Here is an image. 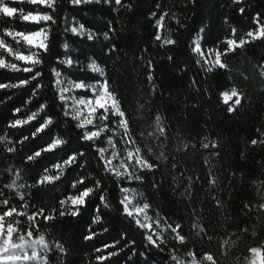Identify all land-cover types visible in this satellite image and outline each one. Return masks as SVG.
<instances>
[{
    "label": "trees",
    "instance_id": "1",
    "mask_svg": "<svg viewBox=\"0 0 264 264\" xmlns=\"http://www.w3.org/2000/svg\"><path fill=\"white\" fill-rule=\"evenodd\" d=\"M9 7L25 12H50L56 21L37 25L22 21L19 14L11 18L0 14V35L6 27L22 32H34L41 27L50 30L49 52L31 49L40 51L44 61L38 66L43 73L38 83L48 85L49 76L53 81L56 79L50 68L60 71L62 78L67 79L84 73L85 66L93 60L104 68L130 122L137 125L133 133L137 144L153 149L150 162L156 165L152 170L137 171L142 182L125 181L122 186L135 189L138 201L142 193L152 205L149 213L155 218L159 216L161 223L166 225L161 233L163 242L157 239L161 248H157L149 246L141 231L117 215L114 209L120 192L115 178L108 179L109 174L100 171L93 159L95 148L90 142H77L80 130L69 117L68 127L61 123L59 134L70 141L72 148L86 153L79 158L85 167L74 165L76 170L71 175L91 172L95 179L103 177L100 187L107 189L103 194L112 207L105 208L93 197L92 204L81 207V215H57L56 220L40 224L33 237L43 232L50 247L44 264H101L95 259L98 254L95 249H102L101 254L106 255L109 249H104L103 245L112 244L113 237L119 239L124 231L135 238L136 254L124 248L108 264H177L188 258L189 251L195 252L197 257L210 253L217 264H246L245 257L251 255L247 252L249 247L264 248V207H261L264 205V144H251L253 139L264 141V75L260 68L264 65V40H254L222 57L227 65L224 69L204 61L197 64L198 56L191 51L197 40L204 53L210 48L222 49L221 41L226 36L231 37L232 28L237 30V36H243L255 24L257 14L264 22V0H240V3L234 0H121V5H116L114 0L107 3L91 0L79 5L72 0H56L54 13L27 0H12ZM240 8L245 11L241 13ZM164 13L167 15L162 21L163 27H157V20ZM81 24L94 35L93 40L71 31ZM156 35L161 36L160 41L156 40ZM165 38L176 43L164 45ZM5 39L27 54L28 48L23 42L17 45L11 38ZM113 48L115 50L110 51ZM58 57L60 60L71 58L79 64L69 68L61 65ZM7 59L20 67L25 66L14 57L7 56ZM87 71L98 76V73ZM27 76V73L0 69V83H16L17 77ZM233 87L240 92L242 104L228 112L229 105L223 103L219 93ZM23 91L0 89V136L8 137L0 141V190L4 192L3 198H11L14 205L21 203L15 191L23 192V203L29 205L27 211L31 213L36 206L46 210L60 207L58 201L64 199V190L36 184L37 173L42 174L43 168L40 163L27 161L23 153L29 148L39 150L42 142L30 137L24 146L13 143L21 139L19 130L7 129L5 125L12 118L10 109L13 106L21 107L20 115L24 116L37 111L39 104L47 100L52 105L53 119H58L62 113L57 105L62 102L53 98V89L42 88L36 96H23L25 107L20 104ZM77 92L83 94L82 90ZM157 116L165 128L164 136H160L157 129ZM117 123L118 120H114L112 127ZM23 135H29L27 130ZM203 144L209 147L204 148ZM7 146L17 148L18 152H7ZM117 146L124 152L123 142ZM145 155L148 158V154ZM46 166L51 167V160ZM33 175L35 179H30ZM65 175H68L67 170ZM213 178L214 185L210 183ZM12 180L24 187H3ZM97 207L101 209V223L92 225ZM64 209L67 211V206ZM17 219L23 220L22 226L27 227L26 217ZM176 224L181 225L180 234L186 238L183 244L174 239L175 233L167 228V225L175 227ZM90 226L99 235L86 240L83 237L88 235ZM104 228L109 231L104 232ZM56 243L63 246V252L55 247ZM170 254L175 255L177 261L174 262Z\"/></svg>",
    "mask_w": 264,
    "mask_h": 264
},
{
    "label": "snow or ice",
    "instance_id": "2",
    "mask_svg": "<svg viewBox=\"0 0 264 264\" xmlns=\"http://www.w3.org/2000/svg\"><path fill=\"white\" fill-rule=\"evenodd\" d=\"M11 2L12 0H8V2L0 0V14L9 18L19 14L22 21L32 22L37 25L41 22H56L53 14L50 12H25L23 9L9 7V3ZM27 2L32 5L44 6L50 9L52 13L55 11L56 0H27ZM82 2L88 3L91 0H72V3L76 5ZM105 2L107 3L109 0H105ZM114 2L116 5H121V0H114ZM234 3H240V0H234ZM127 7L131 8V5ZM239 11L243 13L245 10L240 8ZM166 15L167 13H164L157 20V27H163L162 21ZM49 31V29L44 27L34 32L13 31L10 27L3 29V34L0 35V69L27 73L28 76L27 78L17 77L16 83H0V89H23L20 104L25 107L26 104L23 96H28L29 98L36 96L37 91L42 88L53 89V98H58L62 102L57 105L62 113V116L58 119H53L51 112L52 105L47 100L39 104L37 111H32L30 114L25 113L24 116L20 115L22 112L21 107L13 106L10 109L12 118L7 120L5 127L7 129L19 130L18 135L21 139L13 141V143H18L20 146H24L30 137L37 138L42 142L43 146H40L39 150L29 148L23 155L27 161L40 163V166L43 168L42 174L37 173L39 180H36V184L42 186L50 185L51 189L63 188L64 199L58 201L60 207H52L46 210L44 207L36 206L29 213L27 211L29 205L23 203L25 200L23 192L15 191V196L19 197L21 203L14 205L11 202V198H3L4 192L0 190V261H29L37 258L46 260V253L50 251V247L46 242L44 233L41 232L36 239H31L38 231L40 224H46L47 222L56 220L57 215L60 217L65 215L77 217L81 215V207L92 204L93 197L95 201L103 204L105 208L112 207L108 202V197L103 194L107 189H101L100 187L103 177L101 179H95L91 172L78 174L75 177L71 175L72 172H75L76 168L85 167L84 164L79 162V158L85 157L86 153L78 148H72L70 141L62 138L59 134L60 124L63 123L65 127H68L69 117L74 122L75 128L80 130L76 137L77 142H90L92 147L95 148L93 159L96 160L100 171L108 173V179L115 178V182L118 185L117 190L120 192V199L114 211L117 215L125 219L130 226H134L136 230L141 231L143 238L148 241L149 246L161 248L163 238L160 237L161 243H158L157 239H154V235L160 236V233L156 231L161 225L159 216H156L153 220L148 215L152 205L142 193L139 194L141 200L133 202L128 194L135 191V189L122 186V183L125 181L142 182V176L137 174V171L144 169L152 170L156 166L153 162H150L153 149L151 147L141 148L137 144V139L133 135L136 132L137 125L134 121L130 122L129 116L122 108L120 100L111 88L104 68H101L95 60L85 66L86 71L84 73L76 74L75 79L62 78L60 71H57L55 68H50L49 71L54 73L56 79L53 81L52 76H49L48 85L37 82L43 79V73L38 69V66H41L44 61L41 59L40 51L33 52L31 49H39L43 53L49 52ZM71 31L80 36L87 35L88 40H93L94 38V35L88 32L83 24L79 25V27H73ZM6 37L11 38L17 45L23 42L28 48L27 54L18 47L14 48L7 43ZM104 38L105 40L108 39L107 33L104 34ZM257 39L264 40V22L259 18V14L255 18V24L243 36H237V30L232 28L231 37L226 36L221 41L223 48H210L208 52L215 57L213 61L214 65L224 69L227 68V65L223 62L222 57L227 56L229 53H235L237 49H241ZM156 40L160 41L161 36L156 35ZM175 43L176 41L171 38H165L163 40L164 45H174ZM64 47L67 48L68 45H64ZM114 50V48L110 49V51ZM191 51L197 54L198 59L196 63L199 64L201 62L200 58H203L205 55L199 40L191 48ZM7 56L14 57L15 61L24 62L25 66L20 67L17 63L10 62ZM58 61L61 65H67L69 68L79 64L78 61H73L71 58L60 60L58 57ZM260 68L261 75H264V65H260ZM87 70H91V73H98V76L91 75ZM151 78L149 76V79ZM77 90H82L83 94L78 93ZM68 93L75 94L67 95ZM219 96L223 99L225 105H229L227 107L228 112L235 111L242 104L241 94L234 87L230 90L220 92ZM69 100L72 101L71 105L68 104ZM230 101L233 103L230 104ZM114 120H118L115 128L112 127ZM155 122L160 136H164L165 128L160 125L159 116L156 117ZM25 126H27L26 129ZM24 130H27L29 135H23ZM120 130H122V135L119 134ZM108 132H112L114 135H106ZM139 135L141 138L143 137L142 132ZM7 139L8 137L6 135L0 136V141H6ZM121 142L134 146V148L124 150V158H121V153L115 150L116 146ZM104 143H107L109 147L99 146ZM257 143L264 144V141H258L257 139L251 140L252 145H256ZM202 146L204 148L209 147L208 144H203ZM212 147L215 148L216 144L213 143ZM109 148L113 149L110 158L105 155L109 151ZM6 151L9 153L18 152L17 148L12 146H7ZM28 152H31V154H28ZM146 153L148 154V158H146ZM42 154L47 155L42 156ZM161 156H163L162 153ZM118 158L120 162L114 164L113 161ZM159 158L157 157V159ZM49 160H51V167L46 166ZM74 165L76 168H73ZM129 169L133 170L130 171ZM66 170L68 172L67 176L65 175ZM29 178L35 179V176L33 175ZM210 183L214 185L216 183L215 178L211 179ZM3 187L7 189H18L24 187V185H17L16 180H12L11 183L3 185ZM64 206H67V211H65ZM261 207H264V205H261ZM20 208L24 210L20 211ZM100 211L101 209L97 207L96 214L91 220L92 225L101 223ZM17 217H26L28 222L26 228L22 226L23 220L17 219ZM167 228L175 233L174 239L178 240L181 244L185 242V236L180 234L182 231L180 224H176L175 227L167 225ZM103 231L108 232L109 229L104 228ZM97 235L99 234L93 231L90 226L88 235H85L83 238L92 240ZM119 236V239L113 237L112 244L105 243L103 245L104 249H109L106 255L101 254L102 249H95L98 253L95 257L97 261L101 262V264H108L109 261H112L113 257L119 256L124 248H129V251H132L133 255L136 254L134 251L136 245L135 238L127 231L121 232ZM38 244L43 246L44 256H41V253L35 250ZM26 247L31 249L30 255L28 252L18 251ZM55 247L61 252L64 251L63 246L59 243H56ZM111 249H118V251ZM247 252L251 255L250 257H245L246 264H264V248L249 247ZM170 255L174 262L177 261L175 255ZM186 255L188 259L184 261V264H203L204 261H208L210 264H217V261L210 253H204L202 256L197 257L195 252L189 251Z\"/></svg>",
    "mask_w": 264,
    "mask_h": 264
},
{
    "label": "rangeland",
    "instance_id": "3",
    "mask_svg": "<svg viewBox=\"0 0 264 264\" xmlns=\"http://www.w3.org/2000/svg\"><path fill=\"white\" fill-rule=\"evenodd\" d=\"M200 59H201V61H204L206 64H212V65H214L213 61H214L215 57H214L213 54H211L209 52L205 53L204 57L203 58H200ZM77 91H81V90H77ZM73 94H75V93H68L67 95H73ZM71 103H72V101L69 100L68 101V104L71 105ZM229 103L232 104L233 102L230 101ZM119 134L122 135V130H120V133ZM102 135H104V134H102ZM123 145H124V150L125 149H128V148H133L132 145H128V144H125V143H123ZM107 147H109V146H107ZM115 150H117V151H119L121 153V158H124V152H121L120 149L118 148V146H116V149ZM112 151H113V149L112 148H109V151L107 153H105V155L110 158ZM119 162H120V159L119 158L117 160H114L113 161L114 164H118ZM129 170L132 171L133 169H129ZM128 195H129L130 199L133 202L138 201L137 200V197H136V195L134 193V191L133 192H130ZM148 215L150 217H152L153 220L155 219V217H153L150 213H148ZM141 219H143V217H141ZM154 227H155V225H154ZM165 229H166V225H163L161 223L160 227L156 229V231L160 233V236L158 237V236L154 235V239H160L161 233ZM149 234H152V233H149ZM31 239H36V238L35 237H32ZM35 250L38 251L39 253H41V256H44L43 255L44 254L43 246H41V245L38 244V245H36V249ZM18 251L19 252H28L29 255L31 254V249L30 248H27V247L25 249L18 250ZM186 259H188V258H186ZM186 259L179 260L177 262V264H184V261ZM0 264H44V259L37 258V259H34V260H29V261L20 260V261H15V262L0 261Z\"/></svg>",
    "mask_w": 264,
    "mask_h": 264
}]
</instances>
